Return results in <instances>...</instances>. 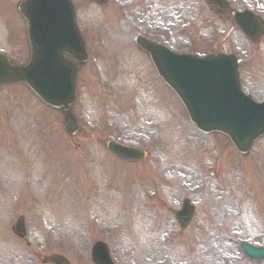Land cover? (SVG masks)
Instances as JSON below:
<instances>
[{"label":"rangeland","instance_id":"374dc122","mask_svg":"<svg viewBox=\"0 0 264 264\" xmlns=\"http://www.w3.org/2000/svg\"><path fill=\"white\" fill-rule=\"evenodd\" d=\"M20 1L0 0V50L13 64L29 58ZM227 1L230 13L217 15L202 0H72L88 53L73 107L78 134L66 135L61 115L25 86L0 89V264H41L51 254L91 264L97 241L115 264H264L239 249L264 246V137L242 158L222 135L197 132L133 44L143 35L176 53H232L244 92L259 102L264 33L251 43L232 15L250 9L264 21V0ZM102 140L146 157L119 162ZM184 199L195 214L181 230L172 212ZM20 216L29 246L10 232Z\"/></svg>","mask_w":264,"mask_h":264},{"label":"water","instance_id":"95a60500","mask_svg":"<svg viewBox=\"0 0 264 264\" xmlns=\"http://www.w3.org/2000/svg\"><path fill=\"white\" fill-rule=\"evenodd\" d=\"M96 1L104 4L106 0ZM204 1L216 12L226 11L224 0ZM18 11L27 23L31 58L24 67H12L0 56V85L28 86L46 105L63 114L65 130L74 135L77 124L71 106L75 99L76 68L86 63L87 55L75 26L73 7L68 0H25L18 5ZM234 24L251 40L264 29L259 19L247 12L235 14ZM135 43L150 55L158 74L179 97L198 130L206 134L224 133L243 156L264 135V104H256L240 92L233 57L175 56L139 37ZM64 55L73 61L66 60ZM104 146L126 162L134 163L144 156L112 143ZM192 213V208L186 205L175 216L185 227ZM12 230L17 237L25 239L22 219ZM246 250L250 259H264V251ZM92 262L112 264L103 244L93 247ZM47 263L68 264L56 255L45 258L43 264Z\"/></svg>","mask_w":264,"mask_h":264},{"label":"bare ground","instance_id":"6f19581e","mask_svg":"<svg viewBox=\"0 0 264 264\" xmlns=\"http://www.w3.org/2000/svg\"><path fill=\"white\" fill-rule=\"evenodd\" d=\"M177 150H179V147L177 145V138H175V140L171 142L169 149H168V151H170V153L172 154V159H174V158L177 159ZM61 213H62V215H64L63 214L64 212L61 211ZM48 214L53 218L52 219L49 217V219H52L53 221L58 222V223H61L65 219V217H61V218L54 217L56 215H55V212L53 210H49ZM66 218L71 220V218L68 215H66Z\"/></svg>","mask_w":264,"mask_h":264}]
</instances>
